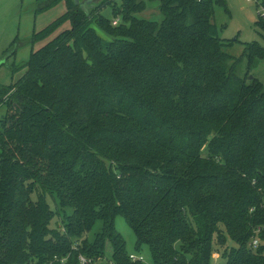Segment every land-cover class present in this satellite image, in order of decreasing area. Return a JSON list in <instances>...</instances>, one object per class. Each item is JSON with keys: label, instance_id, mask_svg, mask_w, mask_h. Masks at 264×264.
Wrapping results in <instances>:
<instances>
[{"label": "trees", "instance_id": "1", "mask_svg": "<svg viewBox=\"0 0 264 264\" xmlns=\"http://www.w3.org/2000/svg\"><path fill=\"white\" fill-rule=\"evenodd\" d=\"M109 1L111 19L101 2L36 0V14L67 10L33 43L70 28L0 90V264H79L107 244L113 264H142L119 216L151 264H214L217 245L219 264H264V88L236 74L264 48L247 44L229 65L213 23L224 0H146L161 22L136 18L144 1Z\"/></svg>", "mask_w": 264, "mask_h": 264}, {"label": "rangeland", "instance_id": "2", "mask_svg": "<svg viewBox=\"0 0 264 264\" xmlns=\"http://www.w3.org/2000/svg\"><path fill=\"white\" fill-rule=\"evenodd\" d=\"M144 1L145 9L136 14V18L153 22H161L162 16L159 10V2ZM75 3V0H73ZM89 2V4H87ZM103 3L98 9V13L104 17L112 18L109 0H78V4L87 10L92 5ZM225 8L213 5V23L218 28V38L224 45V53L230 57L229 65L234 63L242 54L247 44L257 42L264 48V32L256 25L261 12V5L264 1L259 0H224ZM116 6L120 4L116 0ZM87 8V9H86ZM264 9V6H263ZM36 0H0V90L17 82L25 73L23 64L30 55L44 46L58 33L70 28V23L65 22L48 40L33 43L32 35L37 33L59 19L67 10L65 3H60L43 13L36 14ZM118 23V20H115ZM249 82L251 78H256L264 88V58L255 60L248 68V61L245 58L238 64L236 74L240 79L246 77ZM5 100V99H4ZM5 114V108L0 104V119ZM36 195L32 196L35 200ZM49 205L55 210L54 204L48 198ZM64 220V214L56 216L51 223V228H57ZM116 231L123 237L128 254H137L135 250V237L128 227L123 217H116L114 221ZM102 222L98 221L93 229L85 236L91 244L101 233ZM258 240V239H257ZM259 243V241H258ZM77 243L72 248H76ZM105 256L91 259L93 264H107L111 255L109 244L106 245ZM256 247L249 245L248 249L254 252ZM213 252V263H223L220 259L223 248L215 246ZM147 264H151V258L147 247L140 250ZM87 258V257H86ZM65 260V259H64Z\"/></svg>", "mask_w": 264, "mask_h": 264}, {"label": "built area", "instance_id": "3", "mask_svg": "<svg viewBox=\"0 0 264 264\" xmlns=\"http://www.w3.org/2000/svg\"><path fill=\"white\" fill-rule=\"evenodd\" d=\"M259 2H260V0H259ZM261 11H262V13L259 12L258 14L260 15L261 18L264 19V9H263L262 5H261ZM116 23H117L116 21L113 22V25H116ZM257 245H258V240L257 239H253V241L250 244V246L251 247H253V246L256 247ZM129 259L131 261H133V262L137 261V262H141L142 264H147L145 259H144V257L142 255H140V254H138V255L137 254H130L129 255ZM107 261H108L107 264H113L110 260H107ZM64 262H65L64 259L60 260L61 264H63ZM78 262H79V264H93L94 261H92L91 259H88V258H86L84 256L79 255L78 256ZM50 264H53V263H50Z\"/></svg>", "mask_w": 264, "mask_h": 264}, {"label": "water", "instance_id": "4", "mask_svg": "<svg viewBox=\"0 0 264 264\" xmlns=\"http://www.w3.org/2000/svg\"><path fill=\"white\" fill-rule=\"evenodd\" d=\"M75 3L78 4V0H75ZM87 4H89V2Z\"/></svg>", "mask_w": 264, "mask_h": 264}]
</instances>
